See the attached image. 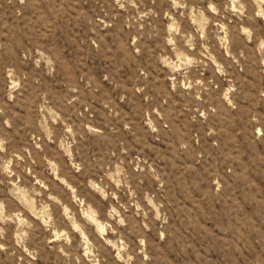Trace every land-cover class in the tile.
Wrapping results in <instances>:
<instances>
[{
	"label": "rangeland",
	"instance_id": "374dc122",
	"mask_svg": "<svg viewBox=\"0 0 264 264\" xmlns=\"http://www.w3.org/2000/svg\"><path fill=\"white\" fill-rule=\"evenodd\" d=\"M0 264H264V0H0Z\"/></svg>",
	"mask_w": 264,
	"mask_h": 264
}]
</instances>
